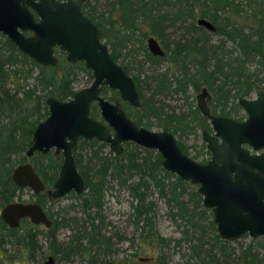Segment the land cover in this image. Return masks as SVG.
<instances>
[{"label": "trees", "instance_id": "trees-1", "mask_svg": "<svg viewBox=\"0 0 264 264\" xmlns=\"http://www.w3.org/2000/svg\"><path fill=\"white\" fill-rule=\"evenodd\" d=\"M185 1L180 3L183 9L186 8L183 5ZM191 3L195 6L199 5L202 10L200 0H192ZM132 5L130 0H113L111 3V6H116V9L121 12V16L131 13L141 14L148 7H145L146 3ZM208 5L206 7L208 10L199 12V17H207L213 22L215 34L221 36L220 43L213 46L208 45L207 38L203 36L204 32L193 30V24H191L192 32L196 37L190 39L189 42L174 43L169 51V60L174 66V71L170 74L171 79L168 78L167 73L144 76L142 79L139 72L134 75L132 78L141 107L136 112L127 113L133 117L137 126L149 128L152 125L151 121L154 120L157 127L163 131H170L172 134L177 131L183 132L185 124L179 123L185 119L184 115L164 114L162 107H156L151 101V98L156 95L166 96L179 92L184 95L188 87L198 90L201 86H205L212 94L211 111L214 114L217 106H220V112H222L229 99L239 100L251 92L264 90V0H239L237 4L231 0H208ZM85 7L87 10V4ZM225 8L234 11L235 16L239 17L238 23H222L221 20H216L215 11ZM192 9L191 6L189 16L194 18ZM209 9H212L213 13H210ZM184 13L186 14L187 11ZM179 14L181 12L176 8L169 23H177ZM156 16L158 17L152 23L159 25L161 16ZM162 19L165 20L163 17ZM156 32L155 28L150 30V34ZM157 33L161 35V31ZM226 41L231 43L229 50L224 48ZM115 42L116 45L112 51L119 52L120 41L117 39ZM113 52L110 53V57L115 62L117 55ZM143 52L147 59L153 58L144 48ZM56 54H58L59 61L54 67H40L26 56L21 55L6 38L0 39V210L12 203L14 198L19 200L21 191L13 184L10 174L16 165L26 161L25 152L31 145L32 132L36 125L47 116L45 99L54 97L60 101L67 100L73 94L71 83L78 73H84L89 79L91 78L90 72L83 68L82 63L67 64L62 53L56 52ZM188 65L191 66V71L188 70ZM34 69L37 70V74L32 77ZM30 79L32 84L28 85L27 81ZM141 86L150 93L149 98L144 97ZM90 115L95 118L98 116L94 106ZM190 117L191 120L201 119L196 110L191 111ZM199 124H203L202 121ZM103 147H105L104 144L95 140L87 142L79 139L73 149L74 162L84 181L85 190L76 198L80 200L79 207L86 219L90 221L91 227L92 221L98 215L94 213L89 216L88 211L89 209H101L103 193L109 189V183L115 181L119 186H123L132 176H138L137 182L127 184L126 187L136 202L131 214L135 227L140 223L142 231L147 228V243L158 250L148 264H166L163 249L171 244L172 248L178 251L181 242L187 243L186 249L189 251V256L182 264H189V262L194 264H264V239L251 240L249 244L234 248L230 242L218 237L212 220H209L206 226L200 224L206 211L200 210L197 214L193 213L195 208H201L199 195L194 188H190L187 192V183L164 171L160 166L158 154L153 150L136 146L130 148V144H126L123 155L111 156L108 153L107 156L102 153ZM28 161L43 183L50 185L56 177L59 158L50 154L35 153ZM150 187L155 188L161 197L166 196L168 202H172L175 210L171 216L189 223L194 231H198L197 236H195L196 233L195 237L188 236V231L184 230L182 240H165L151 233L153 226L151 205L144 202ZM185 196L187 202L192 205V210L188 209L184 202ZM35 199L37 204L46 208L48 217L51 219V228L46 234L49 240L47 249L50 256H56L58 247L55 243L54 232L61 225L57 219L59 214L48 210L51 200L47 199L44 194L35 196ZM71 220L67 219V222ZM11 231L0 220V254L7 253L3 246L8 242ZM29 232L31 231H26V236L22 237L21 245L22 249L28 253L35 249L33 235ZM209 233L213 234L211 239L207 238ZM87 240L89 244L96 245L98 249L101 248L100 253L104 256L108 247V241L105 238L94 233L90 234ZM76 241L77 239H74L71 242ZM74 247H70L68 254L65 252L64 257L67 258L72 250L79 249L78 246ZM259 251H263V254ZM97 255L90 256L93 264H114L112 261L98 259ZM126 264H135L134 255L126 257Z\"/></svg>", "mask_w": 264, "mask_h": 264}, {"label": "water", "instance_id": "water-1", "mask_svg": "<svg viewBox=\"0 0 264 264\" xmlns=\"http://www.w3.org/2000/svg\"><path fill=\"white\" fill-rule=\"evenodd\" d=\"M83 1L0 0V34L19 53L41 67H53L56 64L53 47H57L66 54L68 63L80 61L91 73V84L75 92L70 100L47 98L48 115L32 132L26 158L50 150L62 158L48 196L58 200L70 192L77 195L83 192L84 182L72 157L78 138L103 143L114 156H119L122 145L130 142L156 151L164 171L198 187L202 206L211 210L221 240L231 242L244 233L251 238L264 237V155L249 156L240 148L242 144L253 150L264 147V92H259L255 100L239 102L247 120L235 123L210 115L203 100L206 92L202 90L196 97V106L209 121L213 135L202 133L210 159L204 165L194 163L181 153L171 134L137 127L116 104L99 95L100 88L106 87L116 91L119 99L130 107H140L132 79L111 60L97 28L82 15ZM197 23L213 30L208 22ZM26 31L33 37L25 38L22 33ZM147 47L152 54L162 55L154 40H148ZM92 103H96L100 121L89 115ZM11 180L18 188H28L34 194L43 189L28 163L16 166ZM0 218L12 229L22 218L35 225L49 226L42 209L35 204H8L0 210ZM42 264L56 263L52 256H47Z\"/></svg>", "mask_w": 264, "mask_h": 264}, {"label": "flooded vegetation", "instance_id": "flooded-vegetation-1", "mask_svg": "<svg viewBox=\"0 0 264 264\" xmlns=\"http://www.w3.org/2000/svg\"><path fill=\"white\" fill-rule=\"evenodd\" d=\"M33 1H37V0H33ZM57 1L63 2V1H66V0H57ZM112 1L113 0H98V1L97 0H84L82 5H81V13H82V15L84 17H86L97 28V30L99 32L100 40L106 46V49H107V51L109 53V56H110V53L113 52L112 48L114 47V45H116L115 41L117 39L120 41L119 47L121 49L119 50V52H117V51L113 52L114 55H117V58H116L115 62L112 59L111 60L114 63H116L117 65H119L122 68V70L124 71V73L128 77H130L132 79L134 87H135V83H134V80H133L132 77L134 75H136L138 72L140 73V78L141 79L144 76H150V75L159 74V73H167L168 78L171 79V75L170 74L173 73L174 66L170 63L169 51L173 48L174 43H177V42L184 43V41H188L189 42L190 39H194L196 37L194 32H192L191 24H193V30H196V31L199 30V31H203L204 32L203 36L207 38V44L208 45L213 46V45H217V44L220 43L221 36L215 34V25L213 24V22L211 20H209L207 17H199V12L208 10L206 8L207 6H209L208 5V0H200V2L203 3V4L201 3V6H203L202 10L199 8V5L198 6L192 5V3H191L192 0H186V1L185 0H150V2H149V0H142V1L141 0H130V4H133V5L134 4H136V5L139 4V5H141V3H146L147 5H145V7L146 6H148V7H147L146 10L143 11L144 13H141L142 15L141 14H137V13H131V14H128L126 16H121L120 15L121 12L118 9H116V6H111ZM183 1H185V3H183V5L186 6V8H184V9L181 8L182 4H180ZM231 1L233 3H235V4H237L239 0H231ZM138 2H140V3H138ZM86 4H87V10H86V7H85ZM98 5L103 7V10H104L103 13L102 12H99V13L97 12L96 9H98ZM191 6L193 7L191 12H192L194 18H191L189 16ZM176 8L179 9L181 14H179V17L177 19V23L170 24L169 20H171L172 13L175 12ZM141 9H143V8H141ZM185 11H187L186 14L184 13ZM149 12H151V13L149 14ZM209 12L213 13L212 9H209ZM233 12L234 11L232 9H230V8H225L224 10H219L218 9V10L215 11V15H217V19L216 20H221L222 23H229V22L238 23L239 17L235 16V14ZM156 15L161 16V18H160L161 23L159 25L155 24V23H152L155 20V18L158 17ZM162 17L165 18V20H163ZM33 18H34V21H37V18H36L35 15H33ZM198 20H202V21L208 22L212 26L213 30H209V29L203 27L202 25H199L197 23ZM144 28L147 30L146 34H144V32H142V30ZM153 28H155V30L157 32L161 31V35H158L157 32L155 34H150V30L153 29ZM172 31H175V32L178 33L176 41L170 40V36H171L170 34H171ZM22 35L25 38L33 37L32 33L28 32V31L23 32ZM102 35H103V37H102ZM208 35H214V36H216L218 38V40L215 42V44H212L211 42H209ZM1 38H6V37L3 36L2 34H0V39ZM150 39L155 41V43L159 47L162 55L152 54L148 50L147 43H148V40H150ZM9 42L14 46V44L11 41H9ZM230 47H231V43L226 41L225 45H224V48L229 50ZM143 48L146 50L147 54L150 55L151 57H153L154 59L153 58H151V59L148 58L147 59L146 56H145V53L143 52ZM15 49H16V47H15ZM56 52L62 53L63 54V58L65 60L66 54L64 52L60 51L57 47H53V56L56 59V64L59 61V57H58V54H56ZM139 53H141L143 55L142 56L143 61L137 62V65H138L139 69L137 70L136 74L132 75L130 73V70H129L130 68H129L128 64H131V62H133L135 60L134 58L137 57ZM21 55H23V54H21ZM24 56H26V55H24ZM27 58L30 59L29 57H27ZM166 60L168 61L169 67H167L164 71H160L159 67H160L161 63L166 61ZM152 61H154V62H152ZM65 62L67 64H70L66 60H65ZM141 62L146 63L148 65V67L153 69L149 75H143V72L141 71V68H140V66H141L140 63ZM75 63H82V62L77 61ZM75 63H73V64H75ZM73 64H70V65H73ZM82 65H83V63H82ZM187 67H188V70L189 69H190V71L192 70L190 65H188ZM49 68H52V67H49ZM83 68H84V66H83ZM88 72H90V71H88ZM90 76H91V73H90ZM89 81H90V84H91L92 78H90ZM84 88H86V87H84ZM104 89H105V91H104ZM135 89H136V87H135ZM189 89H192L195 92V97H193L191 99V101H192L191 103L192 104L191 103L189 104L188 112L186 114H184L182 112L175 113L173 109H170L171 111L168 113L165 110V105L161 101L158 102V105H157V103H155L156 101L154 99L157 98V97L169 98V96L171 97V96H174L176 94H180L184 98V100L186 101L187 98H188L187 92L189 91ZM203 89L206 92V96L204 97L203 100H204L206 108L208 109L209 114L212 115V116H216V117L228 118V119L232 120L235 123H243V122H245L247 120L246 112H245L244 108L240 105L239 102L242 101V100H246V101L255 100L256 96H257V94L259 92H264V90L251 92L248 96H246V97H244L242 99H239V100H235V101H233L232 99H229L228 102L224 105L223 111L220 112V106H217L216 109H215L214 114L211 111L212 107H213L212 94L210 93V91L205 86H201L200 88H198V90H194L193 88L188 87V89H187V91H186V93L184 95L179 92V93L169 94V95H166V96L156 95V96L151 98V101L154 103V105L156 107H162V111L164 112V114H166V115H174V116L184 115V118H185L184 120L180 121V123H179V124H185L184 130H183L182 133L180 131H177L176 133L172 134L170 131H163V130H161L160 127H157L158 125H156V122L154 120L151 121L152 125L150 127H152V126L156 127L157 131H151V132H167V133L171 134L173 136V138L176 140L181 153L185 157H187L188 159L192 160L194 163L202 164V165L206 164L207 161L210 159V152L206 148L205 142L202 140V133L206 132V133H208L210 135H213L212 129H211L210 124H209V121L200 114V112H199V110L197 109V106H196V104H197L196 97L199 94H201ZM107 90H109V89L106 88V87L100 88L99 95L103 99L108 101L109 103L116 104L118 106V108L125 113L126 117L129 120H131L132 122H134L133 117L128 115L127 112H129V113H131V111L136 112V111H138L140 109L141 102H140V99H139V95H138V99H139L140 107L139 108H133V107H130L126 102H122L119 99L118 93L116 91H114V90H109V91H110L111 95L116 98L115 102H113V101H111V100H109L107 98H104L103 94H105ZM75 92H77V91H73V94ZM136 92H137V90H136ZM142 92H143V90H142ZM71 97L69 99H67V100H64V101L70 100ZM47 98H49V97H47ZM52 98H54V97H52ZM46 99H45V101H46ZM54 99H56V98H54ZM56 100H58V99H56ZM45 101H44V104H45ZM58 101H60V100H58ZM93 106L95 107V110H96V112L98 114L96 103H92L90 105V107H89V115H90V112H91V109H92ZM45 107H46V110H47L46 104H45ZM193 110L197 111L198 117L201 118L200 120H191L190 114H191V111H193ZM238 111H241V113H243V114L241 116H239ZM47 115H48V110H47ZM186 117H187V119H186ZM92 118L100 121L99 114H98V116L96 118L95 117H92ZM43 120H41V121H43ZM201 121H202L203 124H199V122H201ZM135 125H136V123H135ZM137 127H141V126H137ZM142 128H144V127H142ZM149 128H144V129L150 131ZM188 135L189 136H194L196 139H198V141H199V146L198 147H194L193 145L186 146V145H183V143H181L180 138H182L183 136L186 137ZM79 139H82V138H78L76 144L72 148V157H73V149L77 145ZM217 141L220 142L219 139H217ZM87 142H89V141H87ZM100 144H103V143H100ZM126 144L133 145L130 142L124 143L122 145V153L124 152V148H125ZM104 146H107V145L104 144ZM139 148H141V147H139ZM240 148L245 150L246 153L249 156H262V155H264V147L260 148L258 150H253L248 144H242L240 146ZM192 149H196V150H192ZM108 150H109V148H108ZM190 150H192L191 153H190ZM154 152L156 154H158L156 151H154ZM109 153L112 154L110 151H109ZM49 154L51 156H53V157H56V158L58 157L59 160H60V161H58L59 162V164H58L59 166H58L57 174H56V177H55V179H56L57 175H58V171H59L60 165H61L62 158H61L60 154H55L53 152V150H50L46 154H40V155H49ZM33 155L30 158H26V152H25L26 161L21 163V164L28 163V164L31 165L32 170L34 171V173L37 175V177L41 181V183L43 185V189H42V191L34 194L28 188H18L16 186L18 189H20L21 192L19 193V200L17 198H14L12 203L35 204V205L39 206L42 209L43 213L45 214L46 219L49 221V226L46 227V226L41 225V224L35 225V224L30 223V221L28 219L22 218V219L18 220L17 227L12 229V228L8 227L0 218V220L5 224V226L7 228H9L10 230H12L11 233H10V236L8 237V242L6 244H4V246H3L7 250V253L6 254H0V264H27V262L28 263H32L33 262L35 264H42L43 261L46 259V257L50 256L49 254H47V250H48L47 249V245L45 246V242L42 244L41 240L44 239V241H45L47 239V235H46L47 234V230L51 228L52 222H51V219H49V217H48V213L46 211V208L41 207L39 204H37L35 202L36 201L35 196H39L41 194L42 195L44 194L47 199L51 200V203L55 202L56 200H54L50 196H48V192L52 191L51 187H52V183L54 182L55 179L52 181V183L50 185H47V184L43 183L41 178L38 176L36 171L33 169L32 164L28 161L29 159H31L33 157ZM158 156H159V154H158ZM159 158H160V156H159ZM73 160H74V158H73ZM21 164H18V165H21ZM18 165H16V166H18ZM74 165H75V162H74ZM160 166H161V158H160ZM75 167H76V165H75ZM13 169L11 171L10 177L12 175ZM76 170H77V168H76ZM254 172H255V170H254ZM263 177H264V175H263ZM182 182H185V181H182ZM185 183L189 184L190 186H193L194 190L198 194V192H197V188L198 187L196 185H192V184H190V182H185ZM84 192H85V190H83V192L81 194H83ZM81 194H79V195H81ZM70 195H73L74 197L78 196L77 194H75L73 192H70V193L64 195L62 198L66 197V196H70ZM199 197H200V200H201V205H200L201 208L203 210H205V211H208L211 214V220L213 222V217H212L211 210L206 209V208H204L202 206V197L200 195H199ZM24 198H26V199H24ZM62 198H60V199H62ZM60 199H58V200H60ZM69 207H72V206H69ZM57 219L59 220L61 225H59V227L55 230L54 239H55V243H56V245L58 247V253L56 255H60L61 259H64V260L68 261L69 259H71V256H75V257L79 256V258H81L82 261H85L84 264H93L90 261V256H96V254H98L97 258H98V256H101V257H104V258L106 257V259H104V260L112 261V263H114V264H126V257L127 256L122 257L121 259H112V258H110V256H112L114 254V250L111 251L110 247L112 246L111 249L112 248L115 249V246L118 245V244H116V245L115 244H110L109 243V239L110 238H105L108 241V247L106 248L104 256H102L101 253H100V249L101 248L98 249L96 247V245L88 243L87 239L89 238L90 234H88V236H85L87 234L85 232L84 225L85 224L90 225V221H88L86 219V217H84V219L80 223H77L76 219L74 217L71 218L72 219L71 222L76 224L77 227H81L82 230L78 234H76L77 236L71 238L70 241L67 242L66 244L63 243L64 241L62 239L60 240L58 238V233L57 232L61 231L62 229L69 228L70 227L69 223L67 222V219H64V218L60 219L58 217H57ZM214 229H215V224H214ZM26 231L27 232L31 231V232H29V234L33 235V241H34L35 249L32 252H30V253H28L27 251L23 250L22 246H21L22 245V237L26 236L25 235ZM215 233H216V230H215ZM242 237H248L251 240H254L256 238L257 239H259V238L264 239V237H260V236L251 238L247 233H244V234H242L241 236H239L235 240H238V239H240ZM74 239H77V241L76 242H71ZM114 239H115V243H117L116 240L119 239V238H117L115 236ZM57 240H58V242H57ZM4 241H6V240L4 239ZM80 241H85L87 246L86 247L81 246L79 244ZM74 246H78L79 249L77 251L76 250H72L71 252H69V255H68L67 258L64 257V254L67 253L68 249H70V247H74ZM93 246H94V248H96L95 253L92 254V255H89L88 252L90 251V249ZM115 252H118V250L116 249ZM92 253H93V251H92ZM84 254L87 255V256H84ZM107 256L109 258H107ZM37 257H38V259H37ZM52 257L54 258V261L57 264L58 263L57 259L59 260V257H57V256H52ZM18 258L22 262H19ZM140 259H141L140 257L139 258L138 257L137 258L134 257L135 264H138V262L141 261Z\"/></svg>", "mask_w": 264, "mask_h": 264}, {"label": "rangeland", "instance_id": "rangeland-1", "mask_svg": "<svg viewBox=\"0 0 264 264\" xmlns=\"http://www.w3.org/2000/svg\"><path fill=\"white\" fill-rule=\"evenodd\" d=\"M97 12H102L103 13V7L98 5V9H96ZM144 30V31H143ZM142 32L144 34L147 33V30L144 28ZM170 40L176 41L178 33L175 31H172L170 34ZM209 42L212 44H215V42L218 40V38L214 35H208ZM145 39V38H144ZM142 54L139 53L137 57H135L134 61L131 62V64H128L130 73L132 75L137 73V70L139 69L137 62L143 61L142 59ZM140 68L141 71L143 72V75H149L151 71L153 70L152 68L148 67L146 63L141 62L140 63ZM167 67H169L168 61H164L161 63L159 70L164 71ZM37 74V70H33L32 77H34ZM28 85L32 84V80L27 81ZM90 84V81L88 77L83 74L79 73L77 74L76 78L72 81L71 83V89L73 91H78L84 87H87ZM5 86H10V85H5ZM11 88V87H10ZM143 88V94L145 98H148L150 96V93L144 88ZM104 95V98H107L113 102L116 101V98L113 97L110 93L109 90L106 91ZM187 100L185 101L184 98L180 94H176L174 96H169V98H162V97H157L154 100L156 101L155 103L162 102L165 105V110L166 112H170V109H173L175 113H184L186 114L188 112V106L192 102L191 99L195 97V92L192 89H189L187 92ZM192 104V103H191ZM229 105V104H228ZM227 111V110H226ZM239 116H241L243 113L241 111H238ZM150 131H157V128L152 126L149 128ZM181 143L186 146L193 145L194 147L199 146V141L196 139L194 136H186L180 138ZM133 145H130V148ZM138 147V146H136ZM102 153L104 155L108 156L109 150L108 147L105 146L102 149ZM196 150V149H192ZM190 150V153L192 152ZM123 155V153L121 154ZM113 156V154H111ZM138 176H132L130 179L127 180L126 184L123 186H119L115 181L110 182L108 187L109 189L106 190L103 193V205L100 210H94V209H89L88 215L92 216L94 213H96L98 216L95 218V220L92 221V227L88 224H85V232L88 236V234H97L102 238H110L109 243L110 244H118L115 246L114 254L110 256L112 259H121L122 257L129 256V255H134V257H140L141 261L138 262V264H148L155 256V254L158 252V250L153 247L152 245H149L147 243L148 238H146L147 234V228H144V231L140 229L141 224L138 223L137 227H135L133 223V218L131 217L132 214V207L135 206L136 202L135 199L131 196L128 188L126 187L127 184H133L137 182ZM190 188H194L193 186H190L188 184V188L186 191L188 192ZM26 199V198H24ZM184 202H186L188 209L192 210V205L187 202V197H184ZM79 200L74 197L73 195L66 196L60 200H56L53 203L48 204V210L51 211L52 213L57 212L58 218H64V219H71L75 218L77 223H80L84 217V213L81 211L79 207ZM144 202L146 204L151 205V214L153 215L152 219V231L151 233L157 234L159 237L167 240H173V239H181L183 236V231L187 230L188 231V236H195L198 235V231H194L193 228L190 226L189 223L186 221H181L180 219H177L175 217H172L171 214L174 212L173 209V204L172 202H168L166 196L161 197L158 194V191L150 187L148 192L146 193ZM69 206H72L69 208ZM200 210H203L202 208H195L194 214L199 213ZM211 220L210 213L208 211L205 212V214L202 216V221L200 224L203 226H206L208 221ZM69 228L67 229H62L61 231H58V238L63 240L64 244L70 241L71 238L77 236L82 228L77 227L76 224L73 222L69 221ZM117 237L119 239L116 240L117 243H115L114 237ZM194 236V237H195ZM213 236L212 233H209V236L207 238H210ZM143 238V239H142ZM259 239H254V241H257ZM251 241L250 238L248 237H242L238 240L231 241L230 244L234 248H237L240 245H246L249 244ZM45 242V246L47 243H49V240H41V243L43 244ZM58 242V240H57ZM145 242V243H144ZM79 244L83 247H86L87 244L85 241H80ZM67 246V245H66ZM44 247V246H43ZM187 243L181 242L180 247L177 251V249H173L171 244H168L166 248L163 249V253H165L166 256V264H182L183 261L189 256V251L186 249ZM207 247V246H205ZM116 249L118 252H115ZM96 248L94 246L90 249L88 252L89 255H92L95 253ZM93 251V253H92ZM110 251V252H111ZM260 254H263V251H259ZM48 254V250H47ZM59 257V260L57 259V264H84L85 261H82L79 256H71V259L68 261L61 259L60 255H56ZM84 256H87L84 254ZM107 258H109L107 256ZM38 259V257H37ZM98 259H106L101 258V256H98ZM19 262H22L18 258ZM23 260V259H22ZM27 264H35V263H28ZM189 264H194L193 262H189Z\"/></svg>", "mask_w": 264, "mask_h": 264}]
</instances>
